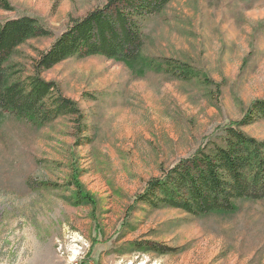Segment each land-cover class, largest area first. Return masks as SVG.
I'll return each mask as SVG.
<instances>
[{
	"label": "rangeland",
	"instance_id": "1",
	"mask_svg": "<svg viewBox=\"0 0 264 264\" xmlns=\"http://www.w3.org/2000/svg\"><path fill=\"white\" fill-rule=\"evenodd\" d=\"M9 2L1 20L29 15L54 32L18 48L12 62L25 76L70 16L106 0ZM142 28L144 53L192 63L209 83L152 70L137 75L101 55L46 70L43 77L77 102L83 120L37 126L0 112V264H179L182 256L188 264H264V200L194 216L136 199L150 178L264 98V0H171ZM242 129L264 139V120ZM137 241L173 251L136 250Z\"/></svg>",
	"mask_w": 264,
	"mask_h": 264
},
{
	"label": "trees",
	"instance_id": "2",
	"mask_svg": "<svg viewBox=\"0 0 264 264\" xmlns=\"http://www.w3.org/2000/svg\"><path fill=\"white\" fill-rule=\"evenodd\" d=\"M169 2L106 0L84 16H70L66 29L32 59L33 71L25 76L18 74L19 64L12 62L18 48L31 38L53 37L54 32L29 15L0 19V112L21 116L37 126L71 117L80 127L83 113L77 102L65 95L57 82L43 77L46 70L73 56L101 55L125 63L137 75V69L141 74L152 70L184 81L201 78L209 83L192 63L144 53L142 20L161 13ZM0 8L11 10L12 6L9 0H0ZM257 120H264V98L255 99L240 119L210 137L193 154L164 169L161 176L150 178L137 202L203 216L233 212L241 200H264V139L242 129ZM134 244L136 250L173 251L153 241Z\"/></svg>",
	"mask_w": 264,
	"mask_h": 264
},
{
	"label": "crops",
	"instance_id": "3",
	"mask_svg": "<svg viewBox=\"0 0 264 264\" xmlns=\"http://www.w3.org/2000/svg\"><path fill=\"white\" fill-rule=\"evenodd\" d=\"M129 260H130V259H129ZM129 260L126 261V263L129 262ZM149 263H150V264H155V263L157 264L158 261H157V260H156V261H149ZM178 263H179V264H188V258L185 260L184 257L182 256L181 260H179ZM219 263H222V260L219 261L217 264H219ZM75 264H79V263H75ZM132 264H137V262H133ZM140 264H141V263H140Z\"/></svg>",
	"mask_w": 264,
	"mask_h": 264
}]
</instances>
